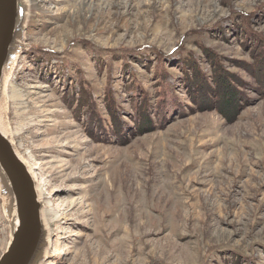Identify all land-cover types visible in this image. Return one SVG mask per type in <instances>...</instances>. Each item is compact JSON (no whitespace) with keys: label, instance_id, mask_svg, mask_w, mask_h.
<instances>
[{"label":"rangeland","instance_id":"1","mask_svg":"<svg viewBox=\"0 0 264 264\" xmlns=\"http://www.w3.org/2000/svg\"><path fill=\"white\" fill-rule=\"evenodd\" d=\"M29 5L27 46L7 80V114L16 146L36 166L53 207L42 264H264V95L233 61H250L239 23L248 20L264 33V0ZM243 11L251 16L242 18ZM204 46L248 82L251 99L236 117L186 107L169 112L162 126L127 133L125 143L112 133L93 134L100 129L94 122L90 132L85 107L77 108L81 92L95 100L107 128L109 85L130 121V82L147 88L153 101L158 88L156 67L137 56L151 48L168 53L163 82L186 100L175 60L191 55L208 72ZM13 87L21 95H10ZM2 201L0 254L9 238Z\"/></svg>","mask_w":264,"mask_h":264},{"label":"trees","instance_id":"2","mask_svg":"<svg viewBox=\"0 0 264 264\" xmlns=\"http://www.w3.org/2000/svg\"><path fill=\"white\" fill-rule=\"evenodd\" d=\"M244 16L251 15L243 11L241 17L243 18ZM239 24L245 38L249 40L247 45L250 50L251 59L250 61L245 59L233 61L250 73L256 81L254 87L259 93L264 95V33L253 29L249 25L248 20L241 19V23ZM145 47H149V44L142 45L139 48L143 49ZM43 49L44 51H50L48 48ZM203 52L205 59L210 64L208 72L204 71L198 61L191 55L177 57L175 60L176 65L182 71V74L178 77V86L180 88V84H183L181 87L186 94V100H181V97L174 90L169 92L168 89L172 87L169 81L167 84L163 82V79L166 80V76L169 73L168 69L163 65L164 57L168 53L164 54L158 49L151 48L146 51L144 57L137 56V60L141 64L154 65V68L156 67V72H159V75L154 77V79L157 81L158 88L153 95V101L150 92L138 81H131V84L127 85V88L131 90L132 112L129 113L130 121L121 117L122 106L117 104L113 89L109 85L106 87L107 90L103 92L107 102L105 109H107V113L110 115L107 128L101 122L102 116L99 109L95 107V100L90 97L86 100L87 92L84 91L85 94L81 92L77 108L85 107L87 112L86 120L89 123L90 132L93 129L94 124L92 123L94 122V126L100 129L96 131L95 127L94 132L92 131L93 134L112 133L114 138L121 143H125L127 142V133L133 136L162 126L167 121L168 114L172 111L174 112L171 115L179 113L178 110L182 113L187 109L186 107L191 110L194 108L215 107L228 120L236 117L241 107L247 100L251 99L244 89L248 85V82L238 73L226 70L219 53L215 52L212 48L204 46ZM119 54L122 57L127 55L126 52ZM151 54H153V57H151ZM245 261V264H253L250 259H245ZM236 262L237 259L234 260V264Z\"/></svg>","mask_w":264,"mask_h":264},{"label":"water","instance_id":"3","mask_svg":"<svg viewBox=\"0 0 264 264\" xmlns=\"http://www.w3.org/2000/svg\"><path fill=\"white\" fill-rule=\"evenodd\" d=\"M29 0H0V196L9 225L0 264H42L50 245L37 175L12 137L7 114V80L27 46Z\"/></svg>","mask_w":264,"mask_h":264},{"label":"bare ground","instance_id":"4","mask_svg":"<svg viewBox=\"0 0 264 264\" xmlns=\"http://www.w3.org/2000/svg\"><path fill=\"white\" fill-rule=\"evenodd\" d=\"M10 95H12V96H19V95H21V92L18 91L16 88L13 87ZM31 166H32V168H35L36 167L32 163H31ZM36 175H37V172H36ZM37 178H38L39 188H40V190H42L41 191V194H42V202L44 204L45 216H46V218L48 217L47 219H50L52 217V215H53L52 214L53 213V207L51 205V201L48 198H46V197L43 196V185H42V180H41L40 176L37 175Z\"/></svg>","mask_w":264,"mask_h":264}]
</instances>
